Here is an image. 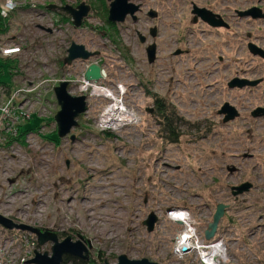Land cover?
Listing matches in <instances>:
<instances>
[{"label":"rangeland","instance_id":"374dc122","mask_svg":"<svg viewBox=\"0 0 264 264\" xmlns=\"http://www.w3.org/2000/svg\"><path fill=\"white\" fill-rule=\"evenodd\" d=\"M130 1L142 6L137 20L128 16L112 27L104 12L109 0H28L23 13L10 18L12 29L0 32L3 44L22 43L26 49L18 76L27 87L42 82L36 96L49 108L45 124L38 117L25 123V131H34L0 126V213L61 240L83 237L95 264L117 263L123 254L190 264L173 253L181 227L167 219V210L189 208L196 219L212 221L224 203L229 207L219 227L236 253L233 264H264V116L253 115L264 108V58L249 49L253 43L264 50V18L239 15L253 7L264 11V0ZM83 2L92 11L82 27L48 8ZM195 6L219 14L229 26L195 20ZM151 11L158 16L150 17ZM48 16L58 22L50 25ZM155 27L158 35L152 37ZM73 42L100 52L91 61L108 71L109 87L127 85L139 114L135 125L100 130L106 101L90 97L80 126L59 137L54 83L68 73L65 59ZM153 43L156 60L150 63L146 50ZM194 48L200 53L192 54ZM10 61L0 59L7 73L16 64L15 58ZM75 74L79 78L78 69ZM236 78L261 82L230 87ZM2 80L10 81L9 73ZM69 92L80 94L75 85ZM156 98L173 105L184 120L176 143L154 115ZM226 103L239 116L225 123L219 111ZM244 183L251 189L234 196L232 188ZM88 203L94 207H85ZM151 213L159 216L153 232L144 224Z\"/></svg>","mask_w":264,"mask_h":264},{"label":"built area","instance_id":"2783aa9c","mask_svg":"<svg viewBox=\"0 0 264 264\" xmlns=\"http://www.w3.org/2000/svg\"><path fill=\"white\" fill-rule=\"evenodd\" d=\"M27 1L5 0L0 4V17L4 21H8L5 24L3 22V30H0L2 36L5 35L6 31L12 29L13 25L10 18L14 13H23L22 10L25 9ZM32 5L36 6V4ZM64 5L73 6L70 3ZM36 16L41 19L45 18V15L42 16L39 13ZM52 18V16H48V22L53 26L58 21L55 22ZM69 18L73 22L72 17ZM49 30H51V32L48 31L49 33L54 31L52 28ZM19 38L22 40L20 42L26 41L23 34ZM1 41L0 39V59L12 64L10 60L15 58L16 64L9 66V82H5L0 78V126L5 127L6 123L7 126H24L27 121H31L34 117L43 120L42 123L45 124L48 121H46V118L49 108L44 104L41 96H36L37 86L39 83L42 85V82H32L29 87L24 86V80H21L18 76L19 69H16L19 68V63L21 65L25 62L26 49L22 47V43L11 42L5 45ZM91 60H76L70 65L67 64L69 66L68 73L55 80L54 93L55 88L61 82L68 81L70 83L69 87L78 86L79 95H86L88 103L90 97H97L102 101H106V106L101 112L97 124V127L102 131H119L124 127L135 125L139 120V114L132 103L133 98L127 85L120 83L114 85L113 88L109 87L106 83L109 78L108 71H106L107 76L100 81L87 80L85 73L91 64L96 63L106 70L99 61L93 62ZM79 65L80 67H77ZM77 69L80 73L79 78L75 74ZM166 217L169 221L180 224L181 230L177 234L172 247L173 253L180 259L187 257L190 264H233V261L237 260L235 251L231 249L229 236L224 232H220V227L211 240L206 239L205 232L211 222L209 219H196L193 211L189 208L168 209ZM155 228L158 230L157 225ZM52 246L53 243L51 242L40 246L38 236L31 232L16 229L8 230L0 225V264H28L29 260L35 257L37 251L41 253L48 251L51 254ZM184 248H188V251L185 252ZM66 264H75L74 257H70ZM247 264L260 263L252 260Z\"/></svg>","mask_w":264,"mask_h":264},{"label":"water","instance_id":"95a60500","mask_svg":"<svg viewBox=\"0 0 264 264\" xmlns=\"http://www.w3.org/2000/svg\"><path fill=\"white\" fill-rule=\"evenodd\" d=\"M109 17L108 20L112 23H123L126 21L128 16H131L134 20H137L136 13L140 9V5L132 3L130 0H109ZM53 11H63L69 14L76 27H81L84 20L89 17L92 7L87 3L83 2L77 7L71 5H50L48 7ZM194 14H196L195 20L201 17L203 21L211 25L212 27H228L229 25L224 21V19L213 11L207 8L194 7ZM241 17H252L254 19L264 18V11L259 7H253L247 11L239 12ZM151 17H156L155 12L150 13ZM42 29L46 30L44 27ZM51 32V30L47 29ZM152 36L155 37L157 34V29L152 28ZM141 42L146 43V38L141 36ZM249 49L254 55H259L264 58V50L258 47L256 44L250 43ZM147 54L150 63H154L156 60L157 46L155 43L147 47ZM180 51L178 52V54ZM100 56L99 51H89L86 49L85 45L73 42L68 49V56L65 59L66 64L70 65L76 60L88 61L92 58ZM107 76L106 70L96 63L89 66L85 73V77L89 81H100ZM261 80L251 81L248 79L236 78L230 83V87H245V86H257ZM68 81H63L55 88V96L57 103L60 107L55 120L58 126V135L60 138L68 137L72 130L80 126L79 118L86 113L88 110V100L86 95L74 96L69 92ZM152 112V111H151ZM221 116H224V122H229L234 120L239 116V112L236 107L232 106L230 103H226L219 111ZM254 116H264V108H258L253 112ZM73 140L75 137H72ZM252 187L251 183H244L240 186H235L232 188L233 195L239 196L248 192ZM228 209V205L224 203H219L217 205L216 211L214 213L213 219L209 224L208 229L205 232L207 240H211L219 227L220 221L225 215V211ZM158 221V216L155 213H151L148 219L144 222L147 226L149 232H153ZM0 225L8 230H22L28 231L38 236V241L40 246H44L47 243H53L50 252L41 253L36 252L34 258L29 260L28 264H64L66 257H74L77 259H82L89 261L90 259V248L83 237L80 236L79 240L74 241L72 237H66L63 240L60 239L59 235L50 230H43L39 227H34L24 223H16L13 219L6 217L0 213ZM187 252L188 248H184ZM104 264H161L155 261H151L148 258L143 259H130L127 255L123 254L118 257L117 263H110L108 260Z\"/></svg>","mask_w":264,"mask_h":264},{"label":"trees","instance_id":"16d2710c","mask_svg":"<svg viewBox=\"0 0 264 264\" xmlns=\"http://www.w3.org/2000/svg\"><path fill=\"white\" fill-rule=\"evenodd\" d=\"M104 8H105L104 12L108 16L109 9L107 7V4H105ZM3 22L5 24L6 21H4L0 17V30H3L2 29ZM107 23L112 27L115 26L114 23L109 22V20L107 21ZM8 73H9V68H8ZM8 73L6 72V69L4 66H0V78L1 79H2V74H6L8 77ZM5 82H7V81H5ZM154 115L157 119H159V122L162 126V130L165 132L167 139L172 143L178 142L180 139V135H181L180 131H179L180 123H182L184 120L179 115V113L177 112L175 107L173 105H171L170 103L166 102L164 99L156 98L154 100ZM20 127H21L23 134L27 133V132L34 131V130H26L25 131L23 129L24 126H20ZM69 259H70V257L66 258V261ZM66 261H64V264H66ZM74 261H75V264H94V262L91 260L85 261L82 259L74 258Z\"/></svg>","mask_w":264,"mask_h":264},{"label":"bare ground","instance_id":"6f19581e","mask_svg":"<svg viewBox=\"0 0 264 264\" xmlns=\"http://www.w3.org/2000/svg\"><path fill=\"white\" fill-rule=\"evenodd\" d=\"M200 49H196V48H194V50H191L192 51V54H196V53H200V51H199ZM195 64V63H194ZM188 65H191V63H188ZM45 153H47V152H45ZM99 193V192H98ZM92 202V201H91ZM93 203H88V204H85V207H88V208H92V207H94V205H92ZM92 217H93V215H92ZM106 219V218H105ZM181 221V220H180ZM182 222V221H181Z\"/></svg>","mask_w":264,"mask_h":264},{"label":"flooded vegetation","instance_id":"af4514ba","mask_svg":"<svg viewBox=\"0 0 264 264\" xmlns=\"http://www.w3.org/2000/svg\"><path fill=\"white\" fill-rule=\"evenodd\" d=\"M142 11V6L140 5V9H139V11L136 13V16H137V14L138 13H140ZM151 12H153V11H151ZM150 12V13H151ZM156 13V12H155ZM149 16H150V14H149ZM158 16V14L156 13V17ZM151 17V16H150ZM152 18H155V17H152ZM156 28V27H155ZM157 29V28H156ZM152 30V29H151ZM157 35H158V30H157V34H156V36L155 37H157ZM151 36H152V32H151ZM153 37V36H152ZM146 38V37H145ZM140 39H141V36H140ZM153 112V111H152ZM229 207V206H228ZM225 214H226V211H225ZM225 216V215H224Z\"/></svg>","mask_w":264,"mask_h":264},{"label":"crops","instance_id":"0c3cea01","mask_svg":"<svg viewBox=\"0 0 264 264\" xmlns=\"http://www.w3.org/2000/svg\"><path fill=\"white\" fill-rule=\"evenodd\" d=\"M5 0H0V4H2Z\"/></svg>","mask_w":264,"mask_h":264}]
</instances>
